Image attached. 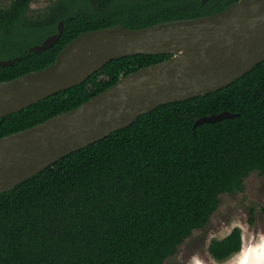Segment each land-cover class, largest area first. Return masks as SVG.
<instances>
[{"label": "trees", "instance_id": "trees-1", "mask_svg": "<svg viewBox=\"0 0 264 264\" xmlns=\"http://www.w3.org/2000/svg\"><path fill=\"white\" fill-rule=\"evenodd\" d=\"M239 0H33L0 5V81L39 71L80 34L132 29L218 13ZM50 48H30L59 32ZM170 55H134L104 65L84 83L0 118V139L81 106L121 77ZM224 111L235 117L195 127ZM264 174V61L218 91L161 105L130 126L68 154L0 194V264H163L204 229L224 193ZM253 212V210L251 211ZM243 247L242 230L213 238L223 262Z\"/></svg>", "mask_w": 264, "mask_h": 264}, {"label": "water", "instance_id": "water-1", "mask_svg": "<svg viewBox=\"0 0 264 264\" xmlns=\"http://www.w3.org/2000/svg\"><path fill=\"white\" fill-rule=\"evenodd\" d=\"M63 27L61 21L59 32L30 53L52 47ZM140 54L170 57L121 77L75 109L0 139V194L161 105L205 96L253 70L264 61V0H239L215 14L143 28L117 24L82 33L46 68L0 81V118L84 83L112 60ZM21 59H0V66ZM237 115L205 116L195 127Z\"/></svg>", "mask_w": 264, "mask_h": 264}, {"label": "rangeland", "instance_id": "rangeland-1", "mask_svg": "<svg viewBox=\"0 0 264 264\" xmlns=\"http://www.w3.org/2000/svg\"><path fill=\"white\" fill-rule=\"evenodd\" d=\"M51 1L33 0L32 10L41 13ZM9 4L0 0L3 7ZM236 227L242 230V250L226 261L215 260L208 250L211 240L226 237ZM163 264H264V174L252 172L242 192L222 194L208 225L195 230Z\"/></svg>", "mask_w": 264, "mask_h": 264}]
</instances>
